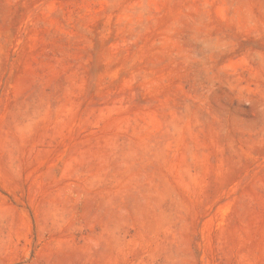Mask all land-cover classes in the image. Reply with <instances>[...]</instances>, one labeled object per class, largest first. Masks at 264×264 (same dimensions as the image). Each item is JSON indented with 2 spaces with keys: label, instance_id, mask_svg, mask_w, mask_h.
<instances>
[{
  "label": "rangeland",
  "instance_id": "374dc122",
  "mask_svg": "<svg viewBox=\"0 0 264 264\" xmlns=\"http://www.w3.org/2000/svg\"><path fill=\"white\" fill-rule=\"evenodd\" d=\"M0 264H264V0H0Z\"/></svg>",
  "mask_w": 264,
  "mask_h": 264
}]
</instances>
